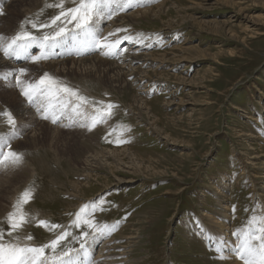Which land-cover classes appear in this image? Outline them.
<instances>
[{"label": "rangeland", "instance_id": "rangeland-1", "mask_svg": "<svg viewBox=\"0 0 264 264\" xmlns=\"http://www.w3.org/2000/svg\"><path fill=\"white\" fill-rule=\"evenodd\" d=\"M24 1L26 5L16 2L10 8L13 17L8 10L0 16V32L14 34L20 22L45 2ZM9 2L0 0L2 8ZM72 6L66 0L65 7ZM151 8L155 12L145 18L139 14L125 19ZM18 9L22 12L16 14ZM57 11L48 9L45 15ZM7 18L11 23L4 22ZM100 27L106 35L128 29L117 37L140 34L138 42L120 45L124 51L118 61L133 53L153 56L154 65L143 64L145 73H140L144 92L130 87L132 79L126 78V85L125 76L107 69L118 63L114 58L105 57L108 62L92 69L79 64L65 70L47 68L62 59L28 66L33 79L44 71L56 73L82 94L118 105L106 123L89 132L52 127L27 105L19 89L0 81V110H11L18 124H26L18 119L20 106L26 105L35 119L22 137L12 141L14 150L25 153L23 166L0 169V228L7 229L6 216L14 200L33 184L34 199L27 210L61 225H68L72 219L68 214L98 195L111 202L95 213L101 223L120 222L95 247L98 264H242L235 256L217 260L198 235V225L234 240L230 233L264 205V0H143L141 6L101 21ZM185 47L196 51H182ZM0 57L6 61L0 71L18 68ZM84 58L68 56L69 61ZM161 62L165 67L160 69ZM120 126L130 129L124 133L130 142H106L105 136L116 139ZM7 131L0 117V133ZM96 152L100 156L94 158ZM217 219L223 222L220 230ZM73 232L78 235V230ZM29 233L34 239L23 240ZM13 236L34 245L54 238L35 223ZM68 243L79 247L71 238ZM104 245L111 250H101ZM101 252L110 259L102 258Z\"/></svg>", "mask_w": 264, "mask_h": 264}, {"label": "snow or ice", "instance_id": "snow-or-ice-1", "mask_svg": "<svg viewBox=\"0 0 264 264\" xmlns=\"http://www.w3.org/2000/svg\"><path fill=\"white\" fill-rule=\"evenodd\" d=\"M73 6L65 7L66 0H45L33 16L26 17L19 24V29L12 35L0 32V55L6 60H23L26 64L39 65L43 61L56 58L64 49L69 54L84 55L88 51H100L101 55L113 58L123 54L120 45L127 41L136 43L140 34L135 37L125 34L116 37V33H127L128 29H116L103 34L100 27L104 19H112L118 12L141 6L143 0H71ZM57 9L51 16L46 10ZM6 15L0 7V16ZM81 37H87L86 40ZM37 49L33 53L32 49ZM29 67L8 68L0 71V81L7 86L19 89L28 105L35 108L39 118L50 121L53 125L63 127H80L91 132L98 125L104 124L118 105L104 100H95L82 94L77 86L61 80L59 77L44 71L38 79L30 75ZM132 79V77H129ZM14 81V83H13ZM107 95V94H105ZM88 109H91L89 111ZM9 131L0 133V169H20L25 161V153L14 150L12 141L23 136L30 125L18 124L11 110H0ZM113 131H116L115 129ZM130 131L120 126L115 140L105 141L116 145L130 142L124 133ZM110 132L108 135H111ZM35 187L26 186L14 200L11 211L7 213V229L0 228V264H96L94 249L104 239L109 238L119 227L120 222L101 223L95 219V213L103 212L111 202L98 195L92 201L84 203L72 217L68 225H61L47 219H39L38 214L29 212L27 205L34 199ZM259 214L252 210L245 224L232 231L234 240L215 234L198 225V235L207 241V246L215 252V258L223 261L231 256L242 264H264V205ZM233 213L236 206H233ZM122 219H127V216ZM35 223L53 234L54 238L41 245L20 243V236H13L26 224ZM73 229L78 230V235ZM8 237H12L11 240ZM69 238L79 244L71 247ZM33 234L23 236L31 241ZM16 241V242H13Z\"/></svg>", "mask_w": 264, "mask_h": 264}, {"label": "bare ground", "instance_id": "bare-ground-1", "mask_svg": "<svg viewBox=\"0 0 264 264\" xmlns=\"http://www.w3.org/2000/svg\"><path fill=\"white\" fill-rule=\"evenodd\" d=\"M10 2L7 4V3H5L4 5H3V9L5 8V10H4V12H6L7 10H8V15L10 16V17H13V15H10V12L12 11L10 8H12L15 4H16V2H19V3H23L22 5H26V2L24 1V0H17V1H15L14 2V0H9ZM4 2H5V0H4ZM14 2V3H13ZM31 2V1H30ZM12 3V4H11ZM7 4V5H6ZM5 5H6V7H5ZM11 5V6H10ZM22 5H21V7H22ZM150 5V4H149ZM148 5V6H149ZM10 6V7H9ZM147 7V6H146ZM22 12V10H20V9H18L17 11H16V14H19V13H21ZM155 12V8H151V10L149 9V10H143V11H140V12H138V13H135V14H129V16L127 15L126 17L124 16V15H122V16H124L125 17V19H127L128 17H135V16H137V15H142L141 17H143V18H145V17H147L149 14H152V13H154ZM123 14H124V12H123ZM138 19V18H137ZM103 21H106V19H104ZM4 22L5 23H11V18H7V19H5L4 20ZM108 24V23H107ZM109 24H110V22H109ZM113 23H111V25H112ZM110 25V26H111ZM10 26V25H9ZM115 27V26H114ZM109 28L110 27H108L107 29L109 30ZM106 29V28H105ZM107 31V30H106ZM112 32V31H111ZM107 33H109V32H107ZM105 35H106V33H104ZM117 37V36H116ZM136 45V44H135ZM137 46V45H136ZM139 46V45H138ZM191 48H193V47H190V48H183L182 49V51H186V50H188V49H191ZM63 50V49H62ZM142 50V49H141ZM136 51V50H135ZM191 51H196V49L195 50H193V49H191ZM98 53L100 52V51H97ZM129 52H130V50H129ZM132 52V51H131ZM126 53V52H125ZM68 56H70V54H69V52H65V54H63L62 56H60V58L62 59V62H58V63H55V64H48V69H53V67H56V68H59V69H62V70H65V68H67L68 66H77L78 64L79 65H82L83 66V68L84 67H90V69H92V68H94L95 66H96V64H104V63H106V62H108L107 61V58H105V56H103V55H101V53H99V54H97V55H94V56H90V57H87L86 56V58H84V59H77V60H71V61H69V59H68ZM149 57V58H148ZM3 58V57H2ZM4 59V58H3ZM149 59V60H148ZM63 60H66V61H63ZM119 59H118V57L116 58V61H118ZM9 61H11V62H15V61H18V60H9ZM58 61V60H57ZM147 61H149V63H147ZM122 64V65H119V64ZM153 63H155V61H154V59H153V56L152 55H148V56H145V57H143V56H141V55H137V54H127V55H125L120 61H118V63H114V62H111V63H109V64H115V65H113V66H110V67H108L107 69L108 70H112V74L113 75H121V76H125V78H124V82L126 83V81H125V79L126 78H129V77H132V83H129V85H130V87L131 86H133V87H137L138 89L137 90H139V88L141 89L142 88V90H139L141 93H143L144 92V90H143V87H141L142 86V84H144L143 82L145 81L143 78H140V73H145V72H143L142 71V69L144 70V68H143V64H147V67L148 66H152V65H154ZM148 64H150V65H148ZM0 65H6V61H4V60H2L1 59V57H0ZM30 65H32V64H30V63H27V64H25V65H22V66H20V67H28V66H30ZM133 65L134 66H138L137 68H133V69H130V71H126V70H124V67H126V68H131V67H133ZM165 64L164 63H158V65H157V67L158 68H163V66H164ZM140 66V67H139ZM165 67V66H164ZM75 68V67H74ZM116 69V70H115ZM52 74V73H51ZM54 75H56V73H53ZM161 75V74H160ZM150 75H148V77H149ZM143 77V76H142ZM149 79V78H148ZM149 81V80H148ZM153 82V81H152ZM147 84H148V82H146ZM153 84H155V82L153 83ZM158 84V83H157ZM126 85H127V83H126ZM143 86H145V85H143ZM151 86H152V84H151ZM156 87V86H155ZM147 89V88H146ZM145 89V90H146ZM133 90V89H132ZM136 90V89H135ZM135 90H133L134 91V93H135ZM149 90V89H148ZM146 95V94H145ZM147 96V95H146ZM139 98V97H138ZM143 100V99H142ZM22 102V101H21ZM26 103V102H25ZM23 104H24V102H23ZM28 105V104H27ZM26 105H24V107H23V105H21L20 106V108H19V110H18V115H19V117H18V119H20V121L21 120H24V121H26L25 123L27 124V125H30V127H28L29 129L31 128V125H32V121H33V123L35 122V119L33 120L32 119V117H30V115L29 114H32L31 112H28L27 110H30V109H28L27 107H25ZM21 116V117H20ZM32 116H33V114H32ZM30 120H31V122H30ZM23 121V122H24ZM22 123V122H21ZM55 128V127H54ZM37 129H34L33 131H31V132H34V131H36ZM58 130V129H57ZM60 132V131H59ZM89 137V136H88ZM103 155V154H102ZM102 155H101V157H102ZM98 156H100V155H98V152H96L95 153V155L93 156L94 158L95 157H98ZM104 157V156H103ZM108 158V157H107ZM97 159V158H96ZM104 159V158H103ZM92 161H94V160H90V162H92ZM94 164V163H93ZM72 182V181H71ZM252 185V184H251ZM62 186V185H61ZM76 187V186H75ZM264 188V187H263ZM11 208V207H10ZM3 212V211H2ZM2 212H0V216L3 214ZM9 212V211H8ZM225 220L226 221H228V219L225 217ZM215 222V226L216 227H218V230H220V228L222 227V224H223V222L220 220V219H217V220H215L214 221ZM215 227V228H216ZM199 230V229H198ZM230 236H231V233H230ZM133 238V237H132ZM231 237H229V239H230ZM204 239V238H203ZM230 241H232V240H230ZM103 242V241H102ZM205 242V241H204ZM207 242V241H206ZM108 247V248H107ZM109 247H111V246H107V245H104V246H102L101 247V250L102 249H105V251H106V249H108V251L107 252H109L111 249L109 248ZM100 255L101 256H103L102 258H107L108 260L110 259L109 257H106V256H104V254L102 255V252L100 253ZM99 262V261H98ZM98 262L96 263V264H98ZM103 263V262H102ZM104 264H106L105 262H104ZM235 264H238L237 262L235 263Z\"/></svg>", "mask_w": 264, "mask_h": 264}]
</instances>
